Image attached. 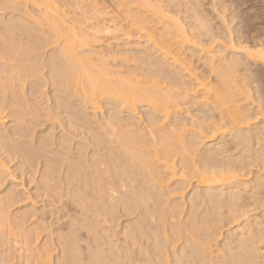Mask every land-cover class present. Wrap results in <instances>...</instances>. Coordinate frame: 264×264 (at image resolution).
Masks as SVG:
<instances>
[{"label":"bare ground","instance_id":"6f19581e","mask_svg":"<svg viewBox=\"0 0 264 264\" xmlns=\"http://www.w3.org/2000/svg\"><path fill=\"white\" fill-rule=\"evenodd\" d=\"M23 1V19L0 22V101L47 68L53 91L31 106L50 124L32 140L35 98L0 102V188L21 171L56 212L12 213L18 195L1 189L0 264H264V28L235 14L229 28L225 6L199 0H112L123 26L87 24L108 15L93 1L80 20Z\"/></svg>","mask_w":264,"mask_h":264},{"label":"rangeland","instance_id":"374dc122","mask_svg":"<svg viewBox=\"0 0 264 264\" xmlns=\"http://www.w3.org/2000/svg\"><path fill=\"white\" fill-rule=\"evenodd\" d=\"M21 1L23 2L22 3V5H21ZM68 2L67 4H65L66 2ZM59 0V2L60 3H64L63 5H64V7H63V9H64V11H66L67 13H69L70 15L72 14V16H70L69 15V17H71V18H74V19H77L78 20V18H79V20L81 19V17H82V14L84 15L85 13H87L86 11L87 10H85V9H89L90 7L91 8H93V4L91 3L92 1L97 5V12H105V13H109V14H113V17H115V20L117 21V23L119 22V24L121 25V26H123L124 24H123V22H122V10L124 9H120V7L119 8H116L117 7V5L116 4H114V1H112V0H96V1H94V0ZM75 1H76V3H75ZM2 2H4V4L2 3ZM5 2H6V0L4 1H2V0H0V19H1V17H2V19L0 20V22H2V23H4V20H6L7 18H9V17H16L17 16V13H19L20 12V10L22 9L23 10V8H22V6L23 7H26V9H27V7H29L30 9V11H31V9H33V8H31L32 6L31 5H29L30 3H27V4H25L24 3V1L23 0H18V2L20 3L19 5H17V6H19V7H21L20 9H18V7H16L15 9H18V11L17 10H14V13H13V11H11L10 12V10L11 9H14V7L16 6V4H18V2L15 4V5H13L14 7L12 8L11 7V9H9L8 7L9 6H11L10 4H9V6L7 7L6 5H5ZM78 2H79V4H80V6H79V4H78ZM112 2V3H111ZM199 2H200V5L202 6V8L205 10V11H207V12H210L211 11V3H214L215 4V9H217L218 8V4L220 3V5H223V6H225V12H224V18L226 19V21H228V22H231V24L229 25V28H235V26L239 23V21H240V19H235V20H233V21H231V18H232V15H239V16H241L242 18H251V20L250 21H248L247 22V26H248V28H264V0H199ZM2 4L4 5V6H2ZM78 5V6H77ZM85 5V6H84ZM93 5V6H92ZM116 5V6H115ZM31 6V7H30ZM67 6V7H66ZM81 6L82 7H84V8H81ZM5 7H7L8 8V10L5 8ZM86 7V8H85ZM90 8V9H91ZM6 9V10H5ZM78 9H82L83 10V13H82V10H78ZM92 10H94V11H96V9L95 8H93ZM16 11V12H15ZM94 11H88V12H90L88 15L87 14H85V16H86V18L87 19H89L88 21H87V24L89 23V24H91V23H95V22H99V21H102V22H104V23H106V18L109 16V14L108 15H101V14H98V13H96V14H93L92 16H91V13L92 12H94ZM107 11V12H106ZM22 12V11H21ZM19 13L18 14V18L20 17L21 19H23L24 17L23 16H21L20 14H22V13ZM239 13V14H238ZM212 15L210 16L211 18H213V20H214V18H215V20L213 21V23H215V24H217V23H219L220 22V20H218V19H216L217 17H215L216 15L214 14V13H211ZM10 15H12V16H10ZM76 15V16H75ZM90 15V16H89ZM122 15V16H121ZM78 16V17H77ZM85 16H84V19H86L85 18ZM111 16V15H110ZM213 16V17H212ZM14 17V18H15ZM77 17V18H76ZM90 17V18H89ZM13 18V19H14ZM17 18V19H18ZM16 19V18H15ZM26 20V19H25ZM7 21V20H6ZM6 21H5V23H6ZM10 21V19H8V21H7V23ZM30 21V20H29ZM31 21H32V19H31ZM2 23H0V24H2ZM4 23V24H5ZM25 23H26V21H25ZM4 24H3V26H4ZM6 25H8V24H6ZM0 28H1V31L3 30V27H2V25H0ZM5 28V27H4ZM1 31H0V35H1ZM1 42V41H0ZM2 43V42H1ZM113 46H114V44H111V48H112V50L114 49V51L116 50V48H115V46H114V48H113ZM111 48H110V50H111ZM42 53H43V51H41ZM41 52L39 53H35V54H33V55H43V54H41ZM11 64V63H10ZM9 64V65H10ZM16 69V68H15ZM14 69V70H15ZM42 70H44V69H41V71ZM46 70H47V68H46ZM46 70H44V71H42V72H40V74H37L36 76V78H35V80H34V78H32V77H29V78H31L30 80L29 79H23V82L24 81H26L25 83H24V87H23V82H21L22 81V79L21 80H19V82H21V83H19L18 82V79L15 81V80H13V79H15V78H13L12 80H9L8 82L11 84V88H9V90H10V92H13L12 93V95H14V93H15V91L18 93H20L21 95H25V93H26V95H27V98H25V100L24 99H22V97L24 98V96H21V95H18V94H16L15 93V95H18V97L19 96H21V98H19V99H22V101H25V104H24V102H22V104L23 105H26V101H31V100H33L34 98H35V101H34V103L35 104H37V105H33L32 103H28L27 105H29L30 104V106L32 105L33 107H36V108H38V111L40 112V110L43 108L41 105L43 104L42 102H44V104L46 103L45 101H46V99H45V95H47V94H51L52 93V91H53V89H52V87L50 86H48V85H50L49 83H47V82H44V81H46V80H43L42 82H41V78H40V76H42V75H44L43 76V79H44V77L46 76L47 77V75H45V73H48ZM19 68L18 69H16V72L14 71V73H12V75L14 74L15 75V77H17L18 75H19ZM13 72V71H12ZM18 72V73H17ZM43 73V74H42ZM11 74V73H10ZM8 75V77H10V75H9V73L7 74ZM11 75V76H12ZM258 75H259V77L261 78V81H262V83H263V86H264V67H262L261 66V70L259 71V73H258ZM12 78V77H11ZM41 79V80H40ZM29 80V81H28ZM32 80H33V82H32ZM36 80H37V82H36ZM10 81H12V83L10 82ZM15 82H17V83H14ZM27 82H31L30 84L31 85H34L35 83H36V85L37 86H40V87H38V88H40V90H36L37 92H42L41 94L43 95H41L40 93H38V94H36V95H33L32 97H28L29 95H28V93L30 92V87H31V85H29V87L27 86L28 84H27ZM35 82V83H34ZM42 83H47V84H42ZM19 84V85H18ZM41 84V85H40ZM19 86V87H17V86ZM21 85H22V87L23 88H21ZM42 85H44L43 87H41ZM8 86H9V84H8ZM15 86V87H14ZM37 86H36V88H37ZM1 87V86H0ZM12 88H17L19 91H17V89H15L14 91H13V89ZM27 88H28V90H27ZM11 89H12V91H11ZM21 89H23V92H21L22 90ZM21 90V91H20ZM7 92V94L9 95V91L7 90L6 91ZM37 92H35V93H37ZM23 93V94H22ZM11 94V93H10ZM10 96L9 95V98H8V100H7V98H6V96H4V95H2L1 96V98H2V100H4L5 98V102H3L4 103V106L6 105V102L7 101H10V99L12 100V98H13V96ZM14 95V96H15ZM3 96H4V98H3ZM36 96V97H35ZM11 97V98H10ZM17 97V96H16ZM29 98L31 99V100H29ZM1 100V101H2ZM7 100V101H6ZM0 101V102H1ZM8 105V104H7ZM6 105V106H7ZM31 106V107H32ZM39 106H41V107H39ZM46 106V105H45ZM45 106H44V108H45ZM1 107H2V104H1ZM8 107V106H7ZM32 107V108H33ZM35 108V109H36ZM39 108H40V110H39ZM2 109H4L5 110V107L4 108H2ZM7 109V108H6ZM34 108H33V110H35ZM5 111H8V110H5ZM36 111V112H35ZM34 111V113H39V112H37V109ZM4 113V112H3ZM88 113V112H87ZM6 114H8L7 116H8V119H7V122H9L8 124H7V126H9V127H7V129L5 130L6 131V133L7 132H9L10 133V129H12L11 128V126H10V122L12 123H14V119H12L13 117L12 116H9L10 114L8 113V112H5L4 114H2V115H4V116H6ZM37 114L35 115V118L37 117V122L38 123H35L36 122V119L35 118H27V119H29V121L31 120V122H30V125L27 127V129H28V134L26 133V137L29 135V136H31L32 137V140H34V139H36V137L38 136V141H39V137L41 138L42 137V135H40L39 136V134H42V131H44V129L46 128L45 126H47V125H49L50 123H47L46 124V122H44V117L42 118V113L40 114V115H38L37 116ZM89 114H91V113H89ZM106 115H104V117H105ZM123 117H125V115H122ZM9 117H12L11 119L9 118ZM41 117V118H40ZM27 119H24L25 121L27 120ZM94 119L96 120V119H102L101 118V116H100V114H98V115H96V116H94ZM28 121V120H27ZM33 122V123H32ZM42 122H44V124H42ZM13 123L11 124L12 125V127H13ZM41 123V124H40ZM37 124V125H36ZM32 125H34V126H32ZM39 125H41V127L39 126ZM30 126H31V128H30ZM14 127H15V125H14ZM31 129L33 130L34 129V132L33 131H31ZM33 132V134L34 135H32V133H31V135H30V133L29 132ZM59 130H57L56 132H58ZM12 132V131H11ZM39 133V134H38ZM3 134H5V132L3 133ZM37 135V136H36ZM30 138V137H29ZM8 140H11L12 142H14L12 139H6L5 141H8ZM29 140V139H28ZM38 141H36L35 140V142H37L38 143ZM16 142V141H15ZM14 142V143H15ZM20 142H24V141H21L20 140ZM19 141H18V144L20 143ZM7 143V142H6ZM13 143V144H14ZM17 143V142H16ZM13 144H11V142H10V145L12 146ZM18 144L16 145V146H18ZM20 146L19 147H25V145L23 144L22 146H21V143L19 144ZM14 146H15V144H14ZM14 146H13V148H14ZM15 146V147H16ZM18 147V148H19ZM23 147H22V149H23ZM28 147V146H27ZM31 146H29V148H30ZM36 147V146H35ZM34 147V148H35ZM17 148V150H21L20 148L18 149ZM26 148V147H25ZM28 148V149H29ZM15 150H16V148H14ZM27 149V150H28ZM30 149H32V150H35V149H33V147H31ZM54 148L52 147L51 148V151L53 150ZM36 151V150H35ZM35 151L34 152H30V153H34L35 154ZM54 152V151H53ZM1 154V153H0ZM33 154V155H34ZM36 154H37V152H36ZM31 156H32V154H31ZM35 157V156H34ZM5 158V157H4ZM40 162H42L41 160L40 161H38V162H36V161H34L33 160V169L35 168V170L34 171H36V173H37V171H38V173H39V171L41 170V168H43L44 166H43V163H41V165H40ZM14 163H17L18 164V161L17 160H15L13 163H11L10 165H8V168H14L13 167V165H14ZM31 163V162H30ZM35 163H38V164H35ZM32 165V164H31ZM38 166V168H37V166ZM36 166V167H35ZM11 168V170L13 171V169ZM37 168V169H36ZM10 170V171H11ZM42 171V170H41ZM40 171V172H41ZM62 171V170H61ZM15 173V172H14ZM36 173H33V175L35 174L36 176H34V178H37L38 176V173L36 174ZM61 173V175H60V178H63V172H60ZM59 172L57 171V173H56V177L57 178H59ZM65 174V173H64ZM63 175V176H62ZM14 177H16V178H14ZM12 179V180H11ZM9 181H7V182H5V184H3L2 186H1V188H0V191H1V189H5L7 186L9 187V189H10V191H11V189H12V191H14V193H13V195H16L15 197H17V195H18V199H16V204H15V206H13L12 208H11V211H12V213H15V212H18L17 210H22L23 212H27V208H29V210L28 211H30V206L31 205H33L34 204V206H35V208H38L40 211H43V212H45V213H47V214H49L50 213V211L51 212H56V210H55V208L53 209L52 208V205L51 204H47V203H50V201H51V198H49V199H47V196H44V194L43 193H40V195H38L39 197H37V198H35V196L33 195L34 194V185L31 183H29V179L21 172V171H18V172H16L15 174H13V177L11 178ZM11 183V184H10ZM4 186V187H3ZM14 189V190H13ZM7 190H8V188H7ZM29 192H30V194H29ZM32 192V193H31ZM30 195V196H29ZM28 196H29V199H28ZM23 198V200H25V201H23V200H19V198L20 199H22ZM25 198V199H24ZM33 200H32V199ZM34 198H35V200H34ZM27 199V200H26ZM44 199V200H43ZM46 199V200H45ZM66 200V199H65ZM64 200V201H65ZM32 201H33V203H32ZM42 201H44V202H42ZM49 201V202H48ZM18 202H21L20 204H17ZM35 202V203H34ZM24 203V204H23ZM45 203V204H44ZM36 204V205H35ZM44 204V205H43ZM26 205V206H25ZM45 206V205H47L46 206V209L45 210H42V208L41 207H43V206ZM27 206H29V207H27ZM58 207H60V205H57ZM18 207V208H17ZM26 208V209H25ZM24 209V210H23ZM49 209V210H48ZM53 210V211H52ZM19 211V212H20ZM32 211V210H31ZM30 213V212H29ZM28 213V214H29ZM64 213V212H63ZM62 213V214H63ZM51 214V213H50ZM49 214V215H50ZM66 214V213H65ZM67 214H68V212H67ZM30 215V214H29ZM28 215V216H29ZM49 215H46V216H48L49 217ZM57 215V216H56ZM55 215V217L54 218H56V217H58V214H56ZM28 216H27V219L29 220V218H28ZM62 216V215H61ZM33 218V217H32ZM31 217H30V219H32ZM66 218L67 217H65L60 223H62V224H65L66 223ZM27 220V223H25V227H27V228H33L32 227V225H31V223H32V221H33V219L32 220H29L28 221ZM26 228V229H27ZM30 228V229H31ZM32 249L34 248V247H31ZM13 264V263H12Z\"/></svg>","mask_w":264,"mask_h":264}]
</instances>
